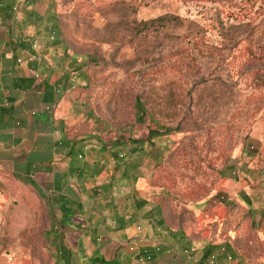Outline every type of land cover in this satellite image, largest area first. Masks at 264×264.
Segmentation results:
<instances>
[{
	"label": "rangeland",
	"instance_id": "1",
	"mask_svg": "<svg viewBox=\"0 0 264 264\" xmlns=\"http://www.w3.org/2000/svg\"><path fill=\"white\" fill-rule=\"evenodd\" d=\"M65 5L77 85L66 108L70 137L89 147L98 177L116 180L114 193L134 203L144 199L143 213L160 210L167 228L151 229L154 239L189 252L195 241L256 248L264 231V0ZM138 96L150 112L144 124ZM158 124L175 130L153 138ZM114 140L125 143L103 151ZM77 228L30 178L0 166V264H92L100 251Z\"/></svg>",
	"mask_w": 264,
	"mask_h": 264
},
{
	"label": "crops",
	"instance_id": "2",
	"mask_svg": "<svg viewBox=\"0 0 264 264\" xmlns=\"http://www.w3.org/2000/svg\"><path fill=\"white\" fill-rule=\"evenodd\" d=\"M65 6V0H0V166L30 178L54 198L61 215V205L67 204L74 222L70 227L79 223L74 233L92 234L88 243L107 261L263 263L259 244L264 231H259L258 246L244 252L227 242L198 241L189 252L180 243L152 238L151 229L167 228L160 210L143 213L144 199L134 203L132 196L114 193L116 180L98 177V162L87 160L89 147L70 137L72 117L66 108L77 85L70 78L71 56L65 50ZM138 221L146 225L140 227Z\"/></svg>",
	"mask_w": 264,
	"mask_h": 264
},
{
	"label": "trees",
	"instance_id": "3",
	"mask_svg": "<svg viewBox=\"0 0 264 264\" xmlns=\"http://www.w3.org/2000/svg\"><path fill=\"white\" fill-rule=\"evenodd\" d=\"M160 20H164V17H161L159 19ZM135 112H136V118H137V122L144 124L146 122V119L149 117L150 112H148L145 103L143 102L141 96H138L136 98L135 101ZM174 128H168L166 126H162L160 124H158V129L156 130H152L151 131V135L153 136V138H159V137H163V135H169L172 131H174ZM125 142H122L121 140H114L110 143H103L102 144V148L103 151H106L110 148H116V147H121ZM132 144H138L140 147V149H142L143 144L145 143L144 140H139V139H134L131 140ZM146 202L143 201V204H145ZM142 204V205H143ZM61 211H62V221L68 225V226H73L74 222H73V215L71 214V211L68 207L67 204H62L61 205ZM145 250V249H144ZM144 252V251H143ZM147 257L150 256L149 253H144ZM162 252L159 254L161 255ZM92 264H120L119 259L116 257L113 260H105L103 257L99 256L98 254L93 257L92 260Z\"/></svg>",
	"mask_w": 264,
	"mask_h": 264
},
{
	"label": "built area",
	"instance_id": "4",
	"mask_svg": "<svg viewBox=\"0 0 264 264\" xmlns=\"http://www.w3.org/2000/svg\"><path fill=\"white\" fill-rule=\"evenodd\" d=\"M39 77V75H36V78H38ZM260 264H264V262L263 263H260Z\"/></svg>",
	"mask_w": 264,
	"mask_h": 264
}]
</instances>
